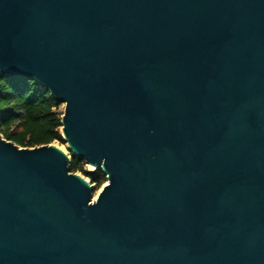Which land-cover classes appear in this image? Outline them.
Masks as SVG:
<instances>
[{"label": "water", "instance_id": "95a60500", "mask_svg": "<svg viewBox=\"0 0 264 264\" xmlns=\"http://www.w3.org/2000/svg\"><path fill=\"white\" fill-rule=\"evenodd\" d=\"M0 73L107 179L0 135V264H264V0H0Z\"/></svg>", "mask_w": 264, "mask_h": 264}, {"label": "trees", "instance_id": "16d2710c", "mask_svg": "<svg viewBox=\"0 0 264 264\" xmlns=\"http://www.w3.org/2000/svg\"><path fill=\"white\" fill-rule=\"evenodd\" d=\"M60 104L33 79L0 73V135L20 147L62 142ZM83 159L72 156L70 172L88 177L98 189L106 182L101 169H85Z\"/></svg>", "mask_w": 264, "mask_h": 264}, {"label": "rangeland", "instance_id": "374dc122", "mask_svg": "<svg viewBox=\"0 0 264 264\" xmlns=\"http://www.w3.org/2000/svg\"><path fill=\"white\" fill-rule=\"evenodd\" d=\"M41 86V85H40ZM41 88L43 89V87L41 86ZM63 108H64V105L63 104H60V106L58 107L57 111L59 113H63ZM59 131H60V134H61V129L59 128ZM61 137L63 139V136L61 134ZM51 144L55 145L56 147H58L64 154H66V156L70 159L71 158V155H72V151L70 150L69 148V145L67 144V142L65 140H63L62 142L60 141H53ZM85 169L89 170V169H92V167H90V165H86L85 166ZM78 175L82 176L85 180L89 181L90 185L95 189L93 195L94 197L96 196L97 192L99 191L100 187L97 189L96 188V184L95 183H92L90 181V179L88 177H85L84 175H82L81 173H77Z\"/></svg>", "mask_w": 264, "mask_h": 264}, {"label": "bare ground", "instance_id": "6f19581e", "mask_svg": "<svg viewBox=\"0 0 264 264\" xmlns=\"http://www.w3.org/2000/svg\"><path fill=\"white\" fill-rule=\"evenodd\" d=\"M62 135H63V134H62ZM63 136H64V135H63ZM90 167L94 168V166H91V165H90ZM86 181H87V180H86Z\"/></svg>", "mask_w": 264, "mask_h": 264}]
</instances>
